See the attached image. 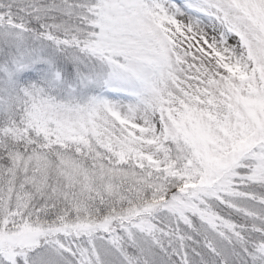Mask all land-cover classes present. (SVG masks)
Returning <instances> with one entry per match:
<instances>
[{"label": "snow or ice", "instance_id": "1", "mask_svg": "<svg viewBox=\"0 0 264 264\" xmlns=\"http://www.w3.org/2000/svg\"><path fill=\"white\" fill-rule=\"evenodd\" d=\"M0 264H264V0H0Z\"/></svg>", "mask_w": 264, "mask_h": 264}]
</instances>
